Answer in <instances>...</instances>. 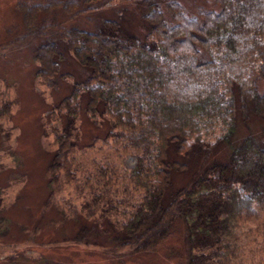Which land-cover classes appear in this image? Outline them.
I'll return each instance as SVG.
<instances>
[{"label": "trees", "instance_id": "16d2710c", "mask_svg": "<svg viewBox=\"0 0 264 264\" xmlns=\"http://www.w3.org/2000/svg\"><path fill=\"white\" fill-rule=\"evenodd\" d=\"M90 1L71 13L95 15L110 2ZM139 5L141 38L118 19L87 16L91 22L63 31L64 44L47 39L36 48V75L45 82L58 79L61 44L85 73L57 105L65 124L50 169L73 146L84 99L91 120L104 118L108 136L139 153L128 180L144 196L111 232L113 243L153 248L183 224L187 264H231L241 216L264 208V139H235L250 116L264 125V0H200L193 13L178 0ZM31 31L47 38L45 26ZM219 146L228 147L225 157L213 155ZM179 174L189 180L174 187Z\"/></svg>", "mask_w": 264, "mask_h": 264}, {"label": "rangeland", "instance_id": "374dc122", "mask_svg": "<svg viewBox=\"0 0 264 264\" xmlns=\"http://www.w3.org/2000/svg\"><path fill=\"white\" fill-rule=\"evenodd\" d=\"M109 1L97 14L87 15L92 23L118 19L124 30L143 37L140 0ZM91 2L0 0V264H187L183 224L153 248L113 243L111 232L127 223L144 196L128 180L139 153L120 136H108L111 129L104 118L91 120L84 99L71 137L73 146L63 164L54 172L50 169L65 124V110L57 105L85 77L64 51L63 31L90 21L71 12L82 11ZM178 2L188 13L196 12L200 4ZM41 26L47 29L46 39L31 31ZM47 39L61 41L65 54L55 84L36 75L35 50ZM237 126L236 140L247 134L264 139V125L254 116ZM219 134L215 132L213 141ZM227 148L219 146L213 155L225 157ZM189 175H177L174 187L185 185ZM235 239L231 264H264V208L254 205L243 213Z\"/></svg>", "mask_w": 264, "mask_h": 264}]
</instances>
